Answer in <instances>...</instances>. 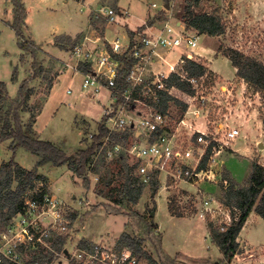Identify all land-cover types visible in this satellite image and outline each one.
<instances>
[{"label": "rangeland", "instance_id": "374dc122", "mask_svg": "<svg viewBox=\"0 0 264 264\" xmlns=\"http://www.w3.org/2000/svg\"><path fill=\"white\" fill-rule=\"evenodd\" d=\"M22 1L28 14L24 33L41 48L36 58L41 69L38 77L31 83L34 93L26 111L22 113L23 122L26 127L33 125L34 136L51 142L66 154L72 155L90 145L91 136L98 133V126L111 104L110 93L103 91L94 95L84 91L83 77L76 70L78 59L74 54L75 50H61L56 46L55 40L61 36H70L80 39L78 45H81V39L86 36L92 39L104 37L102 30H106L110 23L99 10H117L116 2ZM153 4L157 7L154 8ZM250 4V0H203L199 7H195V12L215 14L222 19L226 27L224 35L207 39L196 30L187 28V0H119L121 11H128L129 17L118 15L116 23L111 24V28L118 26V29H109L106 40L113 42L119 39L122 44L126 43L130 29L141 25L150 14L147 22L153 23V30H160L166 22H180L181 27L188 33L198 36L199 49L218 51L220 48H231L264 62V32L260 25L262 22L251 21ZM12 9L9 1L0 0V81L7 84L9 96L13 99L17 97L21 83L33 75V60L29 56L25 62L20 60L23 51L18 46L15 31L7 25V22L12 20ZM91 15L97 29L91 24ZM102 19L107 22L103 23ZM138 30L139 28L135 29ZM183 51L184 48L171 50L172 53L166 56V61L161 67H157L158 73H168L169 64L174 63ZM218 54L222 55L219 51ZM198 60L208 67L205 59L198 57ZM214 67L223 77L208 67L214 76L202 81L203 93L198 95L207 97L206 109L202 110L198 117L191 112L186 118L189 124L200 128L209 134L210 138L216 137L221 141L224 150L217 159L223 176L227 170L236 183L244 185L251 175L252 162L258 161L264 165V105L261 97L250 85L240 78L233 79L235 68L229 59L218 58ZM15 69L18 70L16 80L13 79ZM155 77L154 73H150L147 78L153 80ZM69 90L71 93H68ZM198 106L196 101L192 110H196ZM146 112L145 105L135 103L134 115ZM170 112L172 124L175 125L179 118L178 111L173 106ZM185 128L183 125L179 127L184 134ZM234 128H238L242 133L227 144L225 134ZM137 144L134 137L126 144L120 145L119 150L116 149L115 143L111 142V146L107 143L109 148L105 152L100 151L93 159L92 165L99 163L100 171L97 174L89 172L90 189L86 188L83 179L76 177L68 166L56 167L54 170L51 164L44 166L40 173L48 179L47 182H36L32 190L23 197L24 202L40 200L36 198L37 195L45 191L50 198L64 203L72 221L69 234L65 235L69 241H66V244L70 247L85 239L93 242L91 244L116 246L119 237L128 233L140 238L143 241V249L159 262L161 260L157 251L146 234L148 222L154 227V236H161L162 252L173 258L176 264H224L223 255L213 243L207 228L208 222H212L211 219L199 217L192 207L182 209L183 218L172 216L169 211L170 198L177 197L179 205L186 207L188 197L184 194H193L194 188L185 183L169 188L166 177L162 176L159 179V189L155 193L150 180L145 182V177L142 176L140 178L145 182V190L139 202L134 204L124 198L125 169L120 159L125 156L128 163L135 164L136 160L131 152ZM11 145V140L0 142V167L12 159L27 170L36 166L39 160L37 155L23 148L14 152ZM17 185L18 182L14 181L12 189L15 190ZM202 189L208 196L214 195V198L221 201L223 192L220 185L205 184ZM98 191L104 192L103 195ZM117 198H122V205L114 204ZM111 207L122 210L123 213L110 212ZM253 213L249 223L243 228L240 239L241 252L230 264L264 262V219ZM215 224L219 225V222ZM58 264L75 263L62 261Z\"/></svg>", "mask_w": 264, "mask_h": 264}, {"label": "built area", "instance_id": "2783aa9c", "mask_svg": "<svg viewBox=\"0 0 264 264\" xmlns=\"http://www.w3.org/2000/svg\"><path fill=\"white\" fill-rule=\"evenodd\" d=\"M153 7L156 8L157 5L153 4ZM99 13L104 15L110 24L116 23L118 15L129 17L128 11L125 10L102 8ZM180 24L166 22L156 33L146 29L135 31L126 43L122 44L119 39L104 42L102 51H93L81 43L74 49L78 59L76 70L82 74L84 91L94 95L101 94L105 89L109 91L111 104L105 114L106 127L110 133H121L128 128L132 130L133 137L138 142L135 150L131 152L136 160L135 164L138 165V175L145 177V182L149 181L151 176H156L158 180L165 176L169 188L179 183L194 188L193 194H184L188 197L186 209L188 206L192 207L199 217L219 222V226L224 230L233 222L231 211L214 198V195L208 196L202 189L205 184L228 188L229 183L224 179L217 159L223 152L224 145L216 137L210 138L209 134L189 124L186 118L191 112L198 117L202 110L206 109L208 99L206 96L198 97L203 88V80L188 78L184 69L186 60L196 57L193 50L199 46L198 36L191 35ZM179 48H184V51L175 63L169 64L168 73H157L153 80H148L150 66L156 59H163L160 52ZM127 53L133 56L135 63L127 79L130 86L122 93L120 99L117 79L122 64L113 54ZM82 65L90 70L84 72ZM171 74H178L187 79L195 91L184 116L175 125L172 124L170 110L166 113L155 111L145 101V96L153 93L154 88L165 89V81ZM138 88H142L143 95L135 98L134 91ZM68 93H71V90ZM196 101L199 106L192 110ZM135 103L145 105L147 112L134 115ZM182 125L186 127L185 134L179 129ZM240 135L238 128L228 130L225 134L227 144ZM109 142V137L105 138L104 146ZM210 146L212 153L209 162L202 168L201 164ZM119 148L118 144L116 149ZM69 217L67 206L47 195L40 200L25 203L23 212L13 216L7 227L0 228V264L4 260L12 264H58L62 261L75 264H147L133 249L119 250L116 246L108 244H94L93 247L82 248L79 242L72 247L65 242L61 250L54 249V236L69 234L72 224Z\"/></svg>", "mask_w": 264, "mask_h": 264}, {"label": "trees", "instance_id": "16d2710c", "mask_svg": "<svg viewBox=\"0 0 264 264\" xmlns=\"http://www.w3.org/2000/svg\"><path fill=\"white\" fill-rule=\"evenodd\" d=\"M12 6V20L7 22L16 33L18 46L23 51L21 62H25L27 56L31 57L33 75L24 80L18 91L16 98H10L8 87L5 82L0 81V142L11 140V149L15 152L19 148L26 149L34 155L39 157L36 166L27 170L16 163L13 159L8 163L2 164L0 167V228L7 227L9 221L16 214L23 212L25 202L23 197L29 190H32L36 182H47V178L39 173V168L51 164L54 167L68 166L73 174L83 179L87 189H90L91 180L89 172L94 174L99 173V163L92 165L94 157L100 151H106L111 142L119 145L126 144L132 137L131 129H126L121 133H110L106 127V117L98 126V134L95 135L91 144L84 149L78 150L72 155L66 154L64 150L55 144L43 141L34 136L33 125L26 127L23 122L22 113L26 111L28 102L34 93L31 83L38 77L41 67L37 61V55L40 51V46L32 39L26 37L24 33V26L27 20V9L22 0H7ZM203 0H187L185 7V23L188 29L196 30L200 35H208L210 37H220L226 33L225 24L222 19L215 14H208L205 12H195V7H199ZM118 10V8H117ZM106 23L107 19H102ZM91 24L95 29V20L91 15ZM152 22H147L146 25L139 28L143 31ZM104 30H102V34ZM133 32H130V36ZM80 39L71 38L70 36H61L56 38L55 44L61 50L75 49ZM224 57L228 58L232 66L236 68V76L244 80L250 85L254 92L261 97L264 105V62L257 60L254 57L247 56L244 53L231 48H220L218 50ZM113 56L122 64L121 70L117 79V89L120 92V99L122 93L130 86L127 81L130 70L132 69L135 59L130 53L125 55ZM85 72L89 71V67L81 66ZM184 69L188 78H196L204 80L205 78H212L213 72H210L208 67L198 60V57L193 60H186ZM18 70L15 69L13 79H17ZM143 95L142 88L134 91V97L140 98ZM195 91L187 79L182 78L178 74H171L169 79L165 81V89L158 90L154 88L153 93L145 96V101L151 105L155 111L166 113L173 106L178 111V121L184 116L190 101L194 98ZM109 137V146H104L103 140ZM212 153V146L207 150L201 167H206ZM120 160L123 162L125 169V184L123 186V196L126 200L136 204L141 199L145 190V182H142L141 176L137 173V164H130L127 158L123 156ZM105 161V160H103ZM102 161V162H103ZM104 163V162H103ZM224 179L229 182L228 188L222 187L223 197L221 202L231 211L233 222L230 226L225 227L224 230L215 222H208L207 228L213 243L219 248L223 255L224 264H230L236 255L241 252V245L239 240L240 234L245 227L250 215L255 212L258 216L264 219V165L258 161H253L251 165V175L246 184L240 185L236 183L229 171H225ZM17 181L18 185L15 190L12 189L13 182ZM150 183L152 184L153 192L157 193L159 189V180L156 176H151ZM103 195L104 192L98 191ZM46 192H40L36 198H42ZM122 198L114 200L116 206L122 205ZM189 209V206L187 207ZM182 209L177 197L169 199V211L172 216L184 217ZM193 210V209H192ZM110 212L123 213L122 210L116 208H109ZM195 211V210H194ZM130 215V214H129ZM131 217V215H130ZM75 219V218H74ZM73 220V219H72ZM144 221H146L144 219ZM147 223L146 234L152 242L155 250L161 261L157 262L153 257L143 249V241L140 238L133 237L128 233H124L119 237L116 243V248L121 250L123 248H131L138 255V257L147 264H176L173 258L168 257L162 252L161 236H154V227ZM52 242L54 249L61 250L67 241L65 235L54 236ZM82 248L93 247L94 244L83 240L80 243ZM42 255V254H40ZM37 255V256H40ZM1 264H12L4 260Z\"/></svg>", "mask_w": 264, "mask_h": 264}, {"label": "crops", "instance_id": "0c3cea01", "mask_svg": "<svg viewBox=\"0 0 264 264\" xmlns=\"http://www.w3.org/2000/svg\"><path fill=\"white\" fill-rule=\"evenodd\" d=\"M115 2H116V7L118 8V10L120 9V11H121V8H120V6H119V0H115ZM250 8H249V10H250V14H251V21H257V22H262L260 25H261V27L263 28V30H262V32H264V0H250ZM149 16H150V14H148V16H147V18L145 19V21L141 24V25H139L138 27H136L137 29L138 28H141L142 26H144V25H146L147 23V20H148V18H149ZM152 17L154 16V15H151ZM151 25H153V23L151 24ZM147 26L146 27V30H148V32H151V33H156V32H158L159 30H153L152 29V26ZM135 28V29H136ZM163 28V27H162ZM161 28V29H162ZM109 29H114V30H116V29H118V26H116V27H114V28H111V24L106 28V30H104V37H99V38H96V39H92L91 37H88V36H86L85 38H82L81 39V43H84L85 44V46L86 47H88L89 49H91V50H98V51H102V50H104V42H108L106 39H107V37H106V35H107V31L109 30ZM135 29H130V31L131 32H134L135 31ZM261 29V28H260ZM264 34V33H263ZM67 35H71V34H67ZM72 37H75V35H71ZM130 36V35H129ZM202 36H205V37H207V39H216L217 37H210V36H208V35H202ZM128 39V38H127ZM93 41V42H92ZM126 42H127V40H126ZM98 43H101V45H99ZM102 46V47H101ZM199 46L196 48V49H194L193 50V53H194V56H196V57H201V58H203V59H205L204 61L206 62V64L208 65V67L211 69V71H213L214 73H216V74H218V75H220L221 77H223L216 69H215V67H214V62L218 59V58H224V56L223 55H220V54H218V51L216 50V49H212V50H209V49H205V48H201V49H199ZM161 53V55H162V57H163V59H156V62L154 63V64H152L151 66H150V73H154V75L155 74H157L158 73V70H157V67H161V65H162V63L163 62H165L166 60V56L167 55H169L170 53H172L171 51H165V50H163V51H161L160 52ZM180 55V54H179ZM179 55L177 56V59H178V57H179ZM226 58V57H225ZM228 59V58H227ZM176 62V61H175ZM174 62V63H175ZM70 66V65H69ZM72 67V66H71ZM77 73H80L79 71L77 72ZM236 73H237V70H236V68H235V75H234V77H233V79H235V78H238L237 76H236ZM80 75L82 76V74L80 73ZM225 80H229V79H225ZM104 92H108V94H109V91L108 90H104ZM240 132L242 133V131L240 130ZM47 166V165H46ZM41 168H43V167H40L39 168V173H40V169ZM52 168V170H54V169H56V167H54V166H52L51 167ZM41 174V173H40ZM252 214H254V213H252ZM183 218V217H182ZM250 218H251V215H250V217L248 218V221H247V223H246V225L249 223V220H250ZM246 225H245V227H246ZM245 227H244V229H245ZM243 229V230H244ZM243 230H242V232H243ZM242 232H241V234H240V238H239V242H241L240 241V239H241V235H242ZM86 240V239H85ZM86 241H88V242H90V243H93V242H91V241H89V240H86ZM249 243V242H248ZM263 264H264V262H263Z\"/></svg>", "mask_w": 264, "mask_h": 264}]
</instances>
